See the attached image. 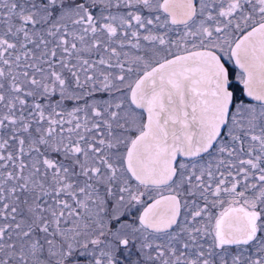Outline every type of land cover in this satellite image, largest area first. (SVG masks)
Here are the masks:
<instances>
[{
    "label": "snow or ice",
    "instance_id": "6c2138e0",
    "mask_svg": "<svg viewBox=\"0 0 264 264\" xmlns=\"http://www.w3.org/2000/svg\"><path fill=\"white\" fill-rule=\"evenodd\" d=\"M0 264H264V0H0Z\"/></svg>",
    "mask_w": 264,
    "mask_h": 264
}]
</instances>
